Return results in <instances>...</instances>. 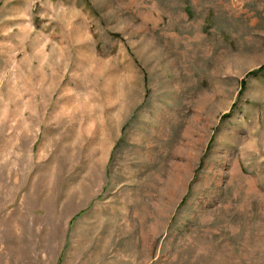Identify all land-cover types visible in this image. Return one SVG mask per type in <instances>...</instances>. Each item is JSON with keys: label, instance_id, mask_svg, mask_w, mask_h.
Masks as SVG:
<instances>
[{"label": "rangeland", "instance_id": "1", "mask_svg": "<svg viewBox=\"0 0 264 264\" xmlns=\"http://www.w3.org/2000/svg\"><path fill=\"white\" fill-rule=\"evenodd\" d=\"M262 65L264 0H0V264H264Z\"/></svg>", "mask_w": 264, "mask_h": 264}, {"label": "trees", "instance_id": "2", "mask_svg": "<svg viewBox=\"0 0 264 264\" xmlns=\"http://www.w3.org/2000/svg\"><path fill=\"white\" fill-rule=\"evenodd\" d=\"M260 72H264V65L260 66V67L257 68V69H254V70L250 71V72L248 73V76L257 75V74H259ZM245 84H246V80H243V81H242V86L244 87ZM230 115H231V113H226V114H224V117H227V116H230ZM202 164H203V160L201 161L200 166H199L198 169H197V172L199 171V169H200V167L202 166ZM197 172H196V173H197Z\"/></svg>", "mask_w": 264, "mask_h": 264}]
</instances>
